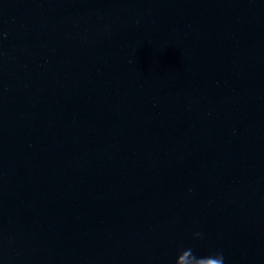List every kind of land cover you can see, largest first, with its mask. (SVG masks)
I'll return each instance as SVG.
<instances>
[{
	"label": "water",
	"instance_id": "water-1",
	"mask_svg": "<svg viewBox=\"0 0 264 264\" xmlns=\"http://www.w3.org/2000/svg\"><path fill=\"white\" fill-rule=\"evenodd\" d=\"M186 248L264 264V0H0V264Z\"/></svg>",
	"mask_w": 264,
	"mask_h": 264
},
{
	"label": "clouds",
	"instance_id": "clouds-1",
	"mask_svg": "<svg viewBox=\"0 0 264 264\" xmlns=\"http://www.w3.org/2000/svg\"><path fill=\"white\" fill-rule=\"evenodd\" d=\"M187 253L188 256L191 259V264H199L200 261L205 262H212V264H223V256L221 253L216 252L214 254H211L209 256H203V257H197L193 254V251L191 248H186L179 252V254L176 256L175 264H180L181 258L184 256V254Z\"/></svg>",
	"mask_w": 264,
	"mask_h": 264
}]
</instances>
